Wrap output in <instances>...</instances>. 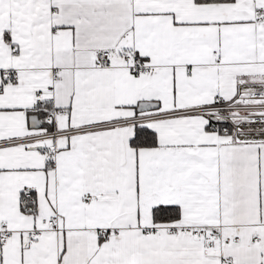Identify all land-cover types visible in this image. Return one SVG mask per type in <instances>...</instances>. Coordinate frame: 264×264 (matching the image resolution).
<instances>
[{"label": "snow or ice", "instance_id": "snow-or-ice-1", "mask_svg": "<svg viewBox=\"0 0 264 264\" xmlns=\"http://www.w3.org/2000/svg\"><path fill=\"white\" fill-rule=\"evenodd\" d=\"M0 264H264V0H0Z\"/></svg>", "mask_w": 264, "mask_h": 264}]
</instances>
